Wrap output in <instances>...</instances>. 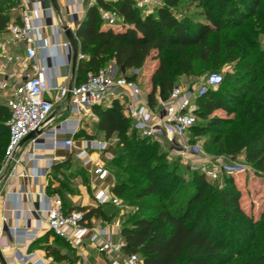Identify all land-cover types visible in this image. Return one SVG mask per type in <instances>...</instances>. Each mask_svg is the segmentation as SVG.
Masks as SVG:
<instances>
[{
	"label": "trees",
	"instance_id": "obj_1",
	"mask_svg": "<svg viewBox=\"0 0 264 264\" xmlns=\"http://www.w3.org/2000/svg\"><path fill=\"white\" fill-rule=\"evenodd\" d=\"M158 1L154 13H141L132 0L101 2L100 6L119 12L123 19L120 30L104 27L98 7L89 8L76 34L84 58L78 61L75 82L82 83L89 72L108 69L103 67L105 61L110 62L109 68L117 66L118 74L133 72L126 77L136 82L134 72L153 59L157 65L150 77L147 101L156 108L160 101L169 99L175 74L189 73L194 61L217 66L249 58L220 88L208 90L197 99V116L208 122L200 130L212 132L206 145L214 157L244 155L264 169V62L252 43L256 29L264 31V0H239L235 7L229 5L233 0ZM187 2L199 10L203 20L178 12L185 8L188 12ZM19 6V0H0V35L19 21ZM251 19L255 20L253 25L248 23ZM240 28L244 31L235 32L234 37L227 35L223 41L224 33ZM218 110L228 116H213ZM94 111L99 118L97 130L106 140L116 136L119 141L115 164L120 166L118 172L124 182L116 183L112 194L130 208L137 207L136 212L146 209L142 205L149 201L153 212L141 214L122 227L124 255L137 254L144 264H264V217L255 220L240 206L241 193L230 174L222 175L224 185L220 186L198 171L179 175L168 163L152 165L159 142L141 137L122 105L116 101ZM9 118L7 105H1L0 155L3 148L5 153L6 138L8 142ZM76 137L84 138L80 134ZM123 172L136 174L139 180ZM103 207L64 204L66 212L81 211L88 221L102 216L108 219ZM218 226H233L234 230L218 233ZM54 241L70 245L58 237ZM46 250L59 264L79 261V257H68L60 249Z\"/></svg>",
	"mask_w": 264,
	"mask_h": 264
},
{
	"label": "built area",
	"instance_id": "obj_2",
	"mask_svg": "<svg viewBox=\"0 0 264 264\" xmlns=\"http://www.w3.org/2000/svg\"><path fill=\"white\" fill-rule=\"evenodd\" d=\"M36 2L35 6L24 11L19 21L9 25L5 33L9 37L0 36V70L6 71L11 64L19 60L17 51L24 50L25 58L29 61L31 74L27 75L24 82L19 85L11 84L7 80L0 81V89L9 92L6 105L10 112V118L6 125L8 128V142L4 153V158L0 167V179L7 174L13 176L16 173V166L22 165L17 157L21 149L23 140L32 132L43 130V133L36 138L35 146L42 149H68L74 147V137L79 131V127L85 118L98 122L99 118L95 114L96 107H110L114 102L122 105L126 115L132 121L134 129L141 137L149 138L158 142L167 139L171 143L172 150L176 151L185 161H189L188 170L198 171L212 181L221 178L223 169V157L216 159L202 155L201 148L192 146L185 142L187 132L197 123L196 98L205 93L206 88L199 94H195L189 89L175 86L166 101H160L156 108H152L136 82L129 80L124 75H118L114 69H101L97 73H87L85 80L78 84L69 86L53 83L60 75V66H50L48 63V50L44 38V30L52 28V42L56 51L60 52L65 64H71L73 54L72 45L68 38L58 42V37L65 34L58 20V24L52 21L57 16L53 6L46 7L44 0ZM69 2V0H63ZM104 0H89L90 6L98 7L99 16L106 28L114 29L115 26L122 27L119 12L112 8H104L99 4ZM121 2L125 0H113ZM138 8H144L152 2L151 0H132ZM70 3V2H69ZM146 13H149L146 11ZM75 18L76 11H69ZM120 21V22H119ZM68 23V22H67ZM71 28L70 24L68 23ZM66 36V35H65ZM45 57L44 64L39 62V53ZM79 58H84L79 53ZM136 70L134 74H138ZM221 83V77H213L209 81L210 85ZM68 102L69 110L76 118L65 120L66 126L58 127L45 132L44 126L55 109L56 104ZM70 134V138L61 139V135ZM85 145L76 154L85 166L93 165V174L100 179L109 177V171L99 157L95 160L92 155L108 154L110 145L108 142L96 140H85ZM39 157H33L36 162ZM187 161V162H188ZM228 168V167H227ZM228 170L235 171V168ZM19 176H28L25 169L19 172ZM1 181V180H0ZM43 207L36 214L37 221L35 227L26 226L9 227L8 219L3 218L5 231L13 239V243H33L37 240L43 226L48 227L54 237L61 238L79 251L85 242L95 247L99 254L107 255L110 258L109 264H144L137 254L124 255L122 252L123 243H114L108 228L101 225H94L88 221L81 211L66 212L64 204L58 196L48 197L43 193ZM97 206L115 205L119 206L120 200L110 192L99 191L95 196ZM2 252L13 249L10 243L0 241ZM22 261L24 264H48V262L35 252L21 256L15 253V258L7 259L8 262ZM85 264H87L84 261Z\"/></svg>",
	"mask_w": 264,
	"mask_h": 264
},
{
	"label": "crops",
	"instance_id": "obj_3",
	"mask_svg": "<svg viewBox=\"0 0 264 264\" xmlns=\"http://www.w3.org/2000/svg\"><path fill=\"white\" fill-rule=\"evenodd\" d=\"M19 14H22L26 10L32 9L36 2L40 1L43 3L42 0H19ZM60 1V6L63 12V15L66 21L70 24L71 29L75 32L77 27L81 24L84 18L87 15V12L90 6L89 0H69V2H65L63 0ZM44 4L46 7H51L52 4L49 0H44ZM102 3H114L113 0H104ZM69 11H76L77 16L73 18ZM149 13H154L147 11ZM58 16V15H57ZM58 20L60 21L59 17H55L53 19L54 24H58ZM62 26V25H61ZM105 27V26H104ZM52 28H47L44 30V38L45 42L50 49L48 50V57H49V65L53 67L60 66V75L54 80L53 83L58 85L69 86L71 82V74H72V65L70 67L69 64H65L62 56L60 55L59 51H56L53 47L52 42ZM1 37H9L8 33H3L0 35ZM67 39L65 34H62L58 37V42L62 43ZM13 50L17 53L19 60L15 61L8 70L2 71L0 70V81L7 80V82L11 84L19 85L25 81L27 75L31 74V68L29 61L26 60L24 50L21 49L17 51L16 47H13ZM46 53V54H47ZM44 53H39V62H42V59L45 57ZM1 62V59H0ZM113 65V69H114ZM115 70V69H114ZM130 70L127 72H122L119 75L128 76ZM118 74V70L116 71ZM150 89L148 90L149 93ZM9 92L7 90L0 89V106L6 105V100ZM147 99V95H145ZM124 113L126 111L124 109ZM76 118L74 115L71 114L69 110L68 102H63L60 104L55 105V109L51 115V119L47 122L44 126L45 132L51 131L58 127L66 126L65 120L67 119H74ZM82 135L84 138H77L76 136L74 139V147L71 150L68 149H42L41 147L35 146L36 139L23 141L21 144V149L17 154V157L21 160L22 165L16 166V173L13 176H9L7 174L3 179H0V241L4 243H10L13 245V249L4 251L3 254L7 259L15 258V253H19L21 256H25L28 253L35 252L38 256L43 257L48 264H57L56 262L52 261L51 259H47L44 256L42 250L37 248V245L40 243L39 239L47 237L46 243L53 242L55 237L50 233L48 227L43 226L40 234L35 242L38 241V244L35 245L33 243H13V239L7 233V231L3 230V218L6 217L8 219L9 227L19 226L24 227L28 222L29 227H35L37 216L36 214L39 213L43 207V193L46 194L48 197L57 196L56 193L49 192L50 188H52L53 184H50V180L54 178H61V174L70 168L71 164L79 163L84 166L90 175V185L88 188V192L86 191L87 188L80 186V189H84L86 192L81 191L80 196H75L72 200L75 207H90L96 208L98 207L95 202V196L99 191L110 192L109 188V177L106 179H100L98 176L94 175L93 165L85 166L81 160H78L76 154L82 149L85 145L84 141L88 140H96L100 142H108L111 149V143L113 137L110 140H106L102 133L97 130V122L92 121L89 118L83 119L79 131L77 135ZM89 136L90 139H86L85 137ZM71 135H61L59 138L65 139L70 138ZM102 156L99 154H93L92 157L95 160ZM33 157H39V159L35 162ZM56 167H58L57 171H55ZM25 169L28 173V176H19V172ZM81 189V190H82ZM90 193V194H88ZM91 195V196H90ZM119 206L115 205H106L103 207V211L107 214L108 212H115ZM111 210H110V209ZM110 210V211H108ZM122 210V209H121ZM127 209L125 211V214ZM128 213V212H127ZM111 214V213H110ZM112 216L109 215L108 219L100 218L98 221L97 217L91 219V223L94 225H101L102 227L108 228L110 234L112 235V239L114 243H123V238L121 235V230L123 227V223H125L122 219H111ZM111 220V221H110ZM78 251V250H77ZM79 255V264H109L110 258L107 255L99 254L97 249L93 247L88 240H85L83 246L79 248L78 251ZM9 264H24L22 261H15L8 262Z\"/></svg>",
	"mask_w": 264,
	"mask_h": 264
},
{
	"label": "rangeland",
	"instance_id": "obj_4",
	"mask_svg": "<svg viewBox=\"0 0 264 264\" xmlns=\"http://www.w3.org/2000/svg\"><path fill=\"white\" fill-rule=\"evenodd\" d=\"M147 6L144 8H138L141 13H146V11L154 12L156 11V8L159 4L158 0H151ZM239 0H233L231 4L232 7L236 6ZM190 3H186V6L189 7V10L187 12L186 8L184 10L179 9L178 12H181L182 15H187L193 17V19H198V20H203L204 18L197 13L199 10L195 7L190 8ZM263 12V10H262ZM179 17L182 15L177 13ZM121 21V22H120ZM120 23H122L123 19H120ZM255 22L254 19L249 20V24L253 25ZM115 30H120L121 28L119 26L114 27ZM243 32V28H240L238 30H234L232 32H228L227 34L224 33L223 41L227 39V35H231V37H234L236 35L235 32ZM252 43L256 45L254 49L258 51L257 57L261 59V61L264 62V31L261 29H256L254 37H252ZM246 61H249V58H246L245 60H236L234 62H223L221 65L213 66L211 65H206L201 61H194L191 66V71L187 74H182V73H176L175 74V86H180L184 89H189L193 91L196 95L199 94L202 89L211 90V89H218L222 86L224 80L231 75H235L238 71H240L241 66L244 65ZM157 65L156 60H149L147 65L139 71L137 74L136 78V83L139 86L140 90L142 91L143 95L148 94V90L151 89L150 85V77ZM110 62L105 61V64L103 67L109 68ZM71 67V64H70ZM112 67V66H111ZM133 72H129L128 75H132ZM119 75V74H118ZM213 77H221V83L217 85H210L209 81ZM206 92V91H205ZM197 99H195L193 104H196L197 108ZM5 105V104H4ZM213 116H217L220 118H225L228 115L226 112L223 110H218L216 111ZM198 117V116H197ZM207 120H200L199 117L197 119L196 126L194 129H190L189 132H187L185 136V142H189L192 146H198L201 148L202 155H208L214 159L217 157H214L213 153L208 151V146L206 145V141L209 139V137L212 135V132H201V128L207 125ZM3 132L0 130V134ZM118 138L115 137L112 139L111 143V149L108 152V154H104L100 156L101 161L104 163L105 167L109 171V188L110 191L114 187L116 183H123L124 180L120 178L119 175V168L120 166L115 164V156L117 152V145H118ZM7 143V138L5 140V143ZM6 147V145H5ZM157 159H154L152 162V165H157V164H163V163H168L170 165L171 169L177 168V171L179 175L185 174L187 175V170H188V165L189 161H185L182 156H180L176 151L172 150L171 148V143L165 139L164 141L159 142V147L157 149ZM4 148L2 151V154L0 155V161L2 164L3 158H4ZM223 157L222 163L227 166L226 168L223 169L222 175L224 173L230 174L235 183L237 184L241 196L239 199L240 206L245 210L247 214L252 216L255 220H258L260 218L264 217V169L257 168L256 165L252 162H249L245 159L244 155H239L238 158H231L227 156H219ZM128 160V158H126ZM125 160H122L124 162ZM129 163V162H127ZM132 167H137L136 165L130 164ZM235 168V171L233 170H228L229 168ZM191 171V170H188ZM124 173V172H123ZM221 175V177H222ZM124 176H129L132 178H135L136 180H139V178L136 176V174H133L131 172L129 173H124ZM90 175L87 169L82 166V164L79 163H74L70 165V168L68 170H65L61 174V178H54L53 180H50V184H53L52 188H50L49 192H54L56 195L62 200L63 204L65 205H70L74 206L72 200L75 198V196H80L81 191L88 192V188L90 185ZM216 184H219L220 186H223L224 184V178H220V180L217 182H214ZM80 186L86 187L87 190L85 191L84 189H80ZM90 194V193H88ZM181 196V192L177 194V197ZM91 196V195H90ZM120 200V205L117 208L115 212H108V215H111V219H122L125 221L123 223L124 225L130 224L132 219L135 217L140 216L141 214H151V210L149 207L151 206L149 201L147 203H144L142 206L146 209H142V211L136 212L137 207H132L130 208L127 203L122 198H119ZM81 207V205H80ZM87 208V207H86ZM90 209V207H88ZM110 209V208H109ZM122 209V210H121ZM127 209V212L125 214V211ZM103 210V209H102ZM111 210V209H110ZM108 210V211H110ZM111 213V214H110ZM136 213V214H135ZM100 218L102 217H97L98 221H100ZM129 219V221H127ZM111 221V220H110ZM123 225V226H124ZM231 230L233 229V226L229 227ZM228 227L223 228L222 226H218L216 228V231L218 230V233H221L223 229H226L225 231H229ZM234 230V229H233ZM42 240V239H41ZM70 244V243H69ZM47 247H53L60 249L62 253H64L66 256L71 257V258H78V251L72 245H68L67 247L63 246V243L53 241L50 243H46L44 240L40 241V243L37 245V248L42 250L44 253V256L47 259H51L54 261L53 256H49L47 252ZM65 247V248H64ZM80 259V258H79ZM67 260V259H66ZM65 260V261H66ZM59 264L58 262H56ZM66 262H63L61 264H64ZM80 262L77 261L76 264H79Z\"/></svg>",
	"mask_w": 264,
	"mask_h": 264
},
{
	"label": "water",
	"instance_id": "obj_5",
	"mask_svg": "<svg viewBox=\"0 0 264 264\" xmlns=\"http://www.w3.org/2000/svg\"><path fill=\"white\" fill-rule=\"evenodd\" d=\"M49 1L51 2L53 8L55 9V11H56V13H57V15H58V17L60 19L63 31H64L66 37L68 38V40L70 41V43L72 45V51H73V54H72V57H71L72 74H71V82H70V85H69V87H71L74 84V82H75L77 65H78V61L80 59L79 58V53H80V51H79V42H78V40L76 38V34H77V31H78V28H79L80 25L77 27L76 31L74 32L69 27L64 15H63V12H62V9H61V6H60V1L59 0H49ZM116 67L117 66H115V68ZM123 72L125 73V70H123ZM50 119H51V117H50ZM42 133H43V130H37L35 132H32L23 141L36 139ZM0 264H9L8 261H7V258L5 257V255L3 254L1 249H0Z\"/></svg>",
	"mask_w": 264,
	"mask_h": 264
}]
</instances>
